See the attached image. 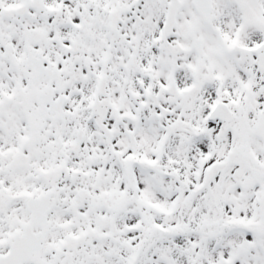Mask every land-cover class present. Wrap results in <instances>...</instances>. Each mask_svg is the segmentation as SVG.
Returning a JSON list of instances; mask_svg holds the SVG:
<instances>
[{
    "label": "snow or ice",
    "instance_id": "snow-or-ice-1",
    "mask_svg": "<svg viewBox=\"0 0 264 264\" xmlns=\"http://www.w3.org/2000/svg\"><path fill=\"white\" fill-rule=\"evenodd\" d=\"M0 264H264V0H0Z\"/></svg>",
    "mask_w": 264,
    "mask_h": 264
}]
</instances>
